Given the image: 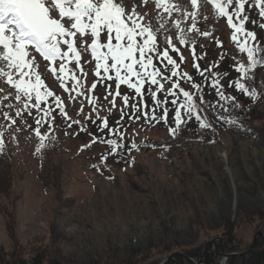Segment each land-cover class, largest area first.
Segmentation results:
<instances>
[{
	"label": "rangeland",
	"instance_id": "rangeland-1",
	"mask_svg": "<svg viewBox=\"0 0 264 264\" xmlns=\"http://www.w3.org/2000/svg\"><path fill=\"white\" fill-rule=\"evenodd\" d=\"M120 2L126 15L155 31L161 50L178 49L169 55L192 80L183 77L174 89L178 78L157 66L166 87L154 99L147 96L148 115L139 114L138 94L127 86L130 107L117 98L115 110L130 108L126 118L110 112L112 96L102 87L91 101L95 61L84 50L90 36H77L81 60L77 65L69 57L71 72L63 84L30 52L54 94L39 109L34 101L17 100L16 89L0 75V264L35 256L41 264H161L173 253L195 249L203 259L216 246L221 264L227 231L241 251L264 230V17L255 0L244 8L245 27L256 34L247 46L257 48L260 61L250 68L247 51L238 47L243 41L231 39L234 29L208 0L195 6L192 0H168V12L157 7L160 0ZM101 39L106 42V33ZM240 65L246 74L238 73ZM0 69L12 71L4 61ZM237 80L247 95H228ZM180 87L194 96L195 109L192 118L183 109L187 122L173 132L174 109L184 104ZM235 95L238 108L229 116ZM114 129L127 134L112 136ZM117 139L122 142L107 143Z\"/></svg>",
	"mask_w": 264,
	"mask_h": 264
},
{
	"label": "snow or ice",
	"instance_id": "snow-or-ice-1",
	"mask_svg": "<svg viewBox=\"0 0 264 264\" xmlns=\"http://www.w3.org/2000/svg\"><path fill=\"white\" fill-rule=\"evenodd\" d=\"M247 2L248 0H212L218 16L226 17L228 25L234 29L231 39L243 41L238 47L242 52L247 51L250 68L260 61L255 55L257 48L247 46L250 40L256 38L254 31L245 28V23L249 19L244 14ZM192 3L195 6L196 0H192ZM234 3L236 6L230 13L229 8ZM255 6L259 8V15L264 17V0H255ZM157 7H163L164 11L168 12V0H160ZM234 17L238 23H234ZM261 27L264 28V25ZM102 33L107 35L106 42H101ZM202 34L208 35L207 32ZM77 36L80 41L91 37L90 44L84 50L90 49L95 60V75L101 81H115L116 96L121 95L119 89L122 85L133 89L136 94H142L146 81L158 86L157 90L151 93L152 97L163 89L164 85L158 80L161 70L154 64V57L161 63L166 61V65L171 68L172 77L177 75L176 68L179 66L169 52L178 49L173 47L161 50L155 31L149 25L139 23L132 15H126L125 7L120 0H0V61H4L7 68L12 70L5 72L0 69V75L6 76L7 83L16 89L17 100L24 97L27 101H34L32 106L39 109L43 101L54 95L52 91L46 90L41 73L37 71L36 58L29 50L38 53L47 62L45 67L57 75L63 84L64 75L71 72V69H66L69 57H72L77 65L81 60ZM179 42L185 43L183 36ZM57 62L58 68L55 66ZM237 71L243 75L247 69L240 65ZM13 72L16 78L13 77ZM182 77L192 80L187 73H182ZM69 78L77 81L75 75H70ZM172 87L176 88L179 85L173 84ZM92 88H96L95 83L92 84ZM234 89L245 95L249 93V89L239 80L235 82ZM180 90L183 92L184 104L174 109V122L177 128L172 129L173 132L187 122L183 119L185 115L183 109H187L188 118L193 117L195 109L192 94L182 88ZM220 96L223 98L224 93L220 92ZM129 99L128 95H124V104H128ZM56 100L59 102L60 97L56 96ZM159 103L160 101H157L158 105ZM172 103L176 101L173 100ZM60 110L63 114V107ZM160 118L163 120L168 118L166 108ZM195 119L199 121V115H196ZM39 123L36 122L37 125ZM104 126L107 127V121ZM208 126L202 124V127ZM36 134L41 135L39 128ZM107 143L115 145L116 141L109 140ZM112 150L115 151V148Z\"/></svg>",
	"mask_w": 264,
	"mask_h": 264
},
{
	"label": "trees",
	"instance_id": "trees-1",
	"mask_svg": "<svg viewBox=\"0 0 264 264\" xmlns=\"http://www.w3.org/2000/svg\"><path fill=\"white\" fill-rule=\"evenodd\" d=\"M145 85H147L146 82H145ZM146 88L147 87L144 86L143 90H145ZM228 91H229L228 95H229V93H231L230 91H234V92H236V93H238L240 95L239 90H235L234 87H233V90L229 89ZM130 92H131L130 90H128V91L124 90L122 94L125 93L127 95V93H130ZM146 92H147V90L145 91V93ZM152 92H153V89L149 88L147 94L149 96H152L151 95ZM231 94L233 95V93H231ZM228 97H230V96H228ZM229 103H228L229 107L228 106L227 107L229 109V116H231V108H233V106H236V109L238 108L239 102L237 101V96L235 95L234 98L231 101H229ZM227 123H229L230 125H233L236 122H235V119H234L231 123L229 121H227ZM119 142H122V141L120 140ZM225 235L228 238V241H227V244H226V246L224 248V251L226 253L237 251L238 250L237 242L232 239L231 231H227L225 233ZM217 245L219 247V245H221V243L219 242ZM217 252H218L217 251V246H216V248L214 250L209 249L208 252H206L204 254V258L203 259H204L205 263L206 264H215V261H216V264H218L219 263L218 260H220V258L218 257ZM187 254L190 257H194V258H198V259L202 257V254L200 253L199 249L191 250L190 252H187ZM42 262L43 261H42V259L39 256H35V257H33L32 259H30L28 261H21V262H19V264H41ZM168 264H191V263L189 261H187V260H184L181 257H175ZM227 264H264V242L262 240H259L251 253H249V254H247L245 256H242V257H232V258H230L228 260Z\"/></svg>",
	"mask_w": 264,
	"mask_h": 264
},
{
	"label": "water",
	"instance_id": "water-1",
	"mask_svg": "<svg viewBox=\"0 0 264 264\" xmlns=\"http://www.w3.org/2000/svg\"><path fill=\"white\" fill-rule=\"evenodd\" d=\"M259 238H261L264 241V230H262V229L257 231V233L254 236L253 241L243 250H241L239 252L231 253V254H222L221 255L222 256L221 264H226V262L229 258L242 257V256H245V255L251 253L253 251L254 247L256 246ZM176 256H180L184 260H187L193 264H205L203 259L195 260L192 257H190L186 254H183L181 252H176V253L169 255L166 259L163 260V262L161 264H168L170 262V260H172Z\"/></svg>",
	"mask_w": 264,
	"mask_h": 264
}]
</instances>
